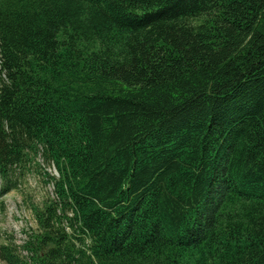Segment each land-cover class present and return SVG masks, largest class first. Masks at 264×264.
Instances as JSON below:
<instances>
[{"label":"trees","instance_id":"16d2710c","mask_svg":"<svg viewBox=\"0 0 264 264\" xmlns=\"http://www.w3.org/2000/svg\"><path fill=\"white\" fill-rule=\"evenodd\" d=\"M54 198L5 264H264V0H0V196Z\"/></svg>","mask_w":264,"mask_h":264},{"label":"rangeland","instance_id":"374dc122","mask_svg":"<svg viewBox=\"0 0 264 264\" xmlns=\"http://www.w3.org/2000/svg\"><path fill=\"white\" fill-rule=\"evenodd\" d=\"M23 171L19 187L0 196V243L10 237L20 244L24 231L36 227L33 208L54 198L51 181L52 176H57L54 166L36 158Z\"/></svg>","mask_w":264,"mask_h":264}]
</instances>
